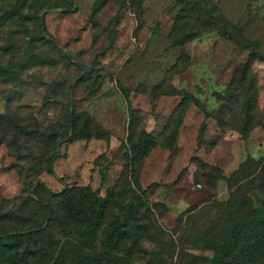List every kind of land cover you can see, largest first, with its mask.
I'll list each match as a JSON object with an SVG mask.
<instances>
[{"label": "rangeland", "instance_id": "1", "mask_svg": "<svg viewBox=\"0 0 264 264\" xmlns=\"http://www.w3.org/2000/svg\"><path fill=\"white\" fill-rule=\"evenodd\" d=\"M0 18V231L31 235L0 264H51L26 255L37 230L81 243L69 216L95 197L86 264H211L202 238L264 192V0H0Z\"/></svg>", "mask_w": 264, "mask_h": 264}, {"label": "trees", "instance_id": "2", "mask_svg": "<svg viewBox=\"0 0 264 264\" xmlns=\"http://www.w3.org/2000/svg\"><path fill=\"white\" fill-rule=\"evenodd\" d=\"M11 19L0 18V28L5 25L7 21ZM240 31V30H239ZM12 76H16L14 72H9ZM8 77H6V80ZM63 202H66L67 212H70L69 206L71 204V197L67 192L61 193ZM91 214L83 213V219H77V215L69 216L70 222L68 226L71 229H77L81 238V243L72 244L69 243L66 246H59V241L54 239L52 235H37L40 234L36 231V240L40 239V245L38 244V250L28 252L26 255H44L49 258L51 264H66V255H81L79 258V264H86L87 252L86 249L95 250L94 239L95 231L100 228L105 217L107 199L92 198ZM41 203V201H38ZM43 205V203H41ZM233 205V204H232ZM235 205V204H234ZM226 219L224 220L225 227L223 231L212 237L202 238L203 244L213 251L211 264H222L224 262L225 255H234L236 262L234 264H254L255 257L257 255H264V192L257 194L256 198L252 200L247 208L243 211L242 207L232 206L228 207ZM57 212L55 209H49V216H55ZM67 219V216H66ZM1 229V228H0ZM49 230V228H48ZM49 232V231H48ZM114 237L118 238V241L124 240L127 235L126 232L112 231ZM112 237V233L109 234ZM31 235L19 234L15 232L5 233L0 231V250L1 253L11 252L17 254L21 250ZM49 236L50 240H48ZM113 241H109L108 245L112 246ZM44 244L47 246H44ZM29 245V244H26ZM71 248L74 249L73 253ZM72 253V254H71ZM35 258V256H33ZM29 257V258H33ZM37 258V257H36ZM42 259V258H41ZM49 261V262H50ZM43 262V261H42ZM43 264V263H41Z\"/></svg>", "mask_w": 264, "mask_h": 264}]
</instances>
